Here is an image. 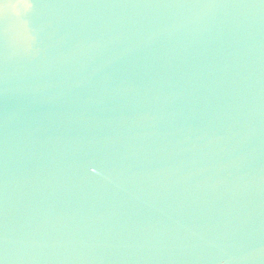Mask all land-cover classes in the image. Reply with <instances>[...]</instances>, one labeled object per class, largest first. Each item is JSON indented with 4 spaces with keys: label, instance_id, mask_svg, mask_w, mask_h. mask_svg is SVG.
Here are the masks:
<instances>
[{
    "label": "water",
    "instance_id": "obj_1",
    "mask_svg": "<svg viewBox=\"0 0 264 264\" xmlns=\"http://www.w3.org/2000/svg\"><path fill=\"white\" fill-rule=\"evenodd\" d=\"M0 264H264V0H0Z\"/></svg>",
    "mask_w": 264,
    "mask_h": 264
}]
</instances>
